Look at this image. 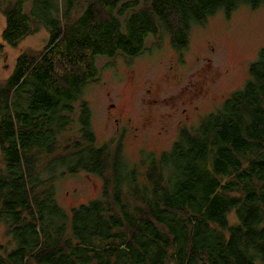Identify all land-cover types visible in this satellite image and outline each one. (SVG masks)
<instances>
[{"label": "trees", "instance_id": "obj_1", "mask_svg": "<svg viewBox=\"0 0 264 264\" xmlns=\"http://www.w3.org/2000/svg\"><path fill=\"white\" fill-rule=\"evenodd\" d=\"M242 6L264 0H0L6 44L50 37L0 83V264H264V47L220 110L136 169L75 100L98 58L140 56L150 36L182 53L194 27ZM79 173L102 193L70 215L57 182Z\"/></svg>", "mask_w": 264, "mask_h": 264}, {"label": "rangeland", "instance_id": "obj_2", "mask_svg": "<svg viewBox=\"0 0 264 264\" xmlns=\"http://www.w3.org/2000/svg\"><path fill=\"white\" fill-rule=\"evenodd\" d=\"M5 29L0 10V83L13 73L19 56L42 51L50 38L44 29L13 48L4 42ZM156 43L150 36L144 52L134 58H98V76L75 97L78 108L83 101L90 104L98 143L112 144L111 152L122 145L128 170L138 168L143 151L170 150L180 128L198 125L246 84L249 66L264 47V9L242 6L230 16L219 13L193 28L189 47L182 53L173 49L169 38L160 46ZM71 134H64L63 140ZM78 141L87 145L85 139ZM102 187L101 178L86 173L60 178L59 202L71 215L99 198Z\"/></svg>", "mask_w": 264, "mask_h": 264}]
</instances>
